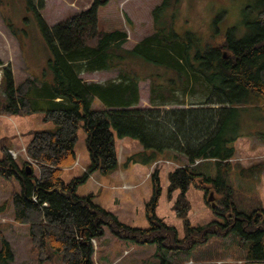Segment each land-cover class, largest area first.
Masks as SVG:
<instances>
[{
  "label": "trees",
  "instance_id": "obj_1",
  "mask_svg": "<svg viewBox=\"0 0 264 264\" xmlns=\"http://www.w3.org/2000/svg\"><path fill=\"white\" fill-rule=\"evenodd\" d=\"M110 1L93 0L90 8L69 15L52 28L38 13L52 55V82L27 79L16 86L11 65L0 59L8 98L0 113L45 112L44 120L56 125L55 130L35 132L25 150L31 163L23 168L15 163L11 150L2 149L6 158L0 162V175L15 177L22 188L12 196L14 220L29 225L32 247L39 249L43 261L50 258V248L62 255L63 264H95L93 241L104 236L105 227L136 244L181 249L185 241H179L174 228L154 215L159 191L150 205L155 220L150 217L149 230L120 223L94 204L92 195H76V186L92 173L116 172L120 165L116 139L133 138L154 156L175 153L187 159V164L168 174L169 198L180 191L174 204L177 217L188 218L191 207L186 192L195 186L204 190L207 205L225 219L224 224L212 222L196 229L188 224L189 232L200 237L199 241L194 237L189 247L209 235H233L246 248L249 261L264 263V211L239 213L237 193L230 183L234 143L241 136V112L264 109V0H249L245 35L237 38L235 29H230L221 43H205L194 32L178 34L174 17L163 13L174 11L182 0H162L152 11L154 32L131 49L124 47L127 32L99 29V9ZM101 72L116 76L105 83L83 78ZM146 80L150 81L152 109L137 107L139 84ZM198 93L204 96L203 101L191 108H158L184 105L183 98ZM96 100L104 110L93 109ZM81 122L91 165L82 179L66 184L61 176L77 162L75 147ZM32 163L38 167L39 177L34 176ZM158 186L155 181L156 189ZM210 190L218 198L217 206L207 201ZM13 261V249L2 238L0 264Z\"/></svg>",
  "mask_w": 264,
  "mask_h": 264
},
{
  "label": "rangeland",
  "instance_id": "obj_2",
  "mask_svg": "<svg viewBox=\"0 0 264 264\" xmlns=\"http://www.w3.org/2000/svg\"><path fill=\"white\" fill-rule=\"evenodd\" d=\"M161 2L112 0L99 9V29L127 32L128 41L124 47L131 49L154 32L152 11ZM92 3L93 0H0V59L6 65H11L16 86L27 79L38 82H52L54 79L49 64L52 55L41 30L38 13L52 28L69 15L87 10ZM248 3L249 0H182L174 11L169 10L163 16L174 17L173 27L180 35L194 32L205 43H221L230 29H235L233 32L237 38L245 35L244 22L245 19L250 20L245 15ZM216 31L219 32L214 38ZM142 70L145 72L146 67ZM2 75L0 69V108L8 101ZM115 76L114 72H101L84 75L83 78L105 83ZM139 89L140 104L137 107L154 108L149 103L150 81L140 82ZM203 97L198 93L183 98L184 105L170 104L158 108L162 111L191 108L203 101ZM93 109L104 110L105 106L96 100ZM45 116V112L10 116L0 113V162L6 158L2 150L5 147L13 148L11 152L16 155L13 156L14 161L20 168L27 162L31 163L25 150L35 132L56 129L52 121L44 120ZM240 130L241 136L234 143L236 154L232 160L234 168L230 183L237 193V211L250 215L256 209L264 211V109L247 108L242 111ZM86 138L81 122L75 147L77 162L73 167L63 170L61 176L66 184L82 179L91 165ZM116 147L120 160L118 170L110 175L92 173L76 186V195H92L94 204L114 215L120 223L139 230H149L152 227L150 217L155 220L150 205L159 191L154 208L155 217L174 228L177 239L185 242L181 249H159L156 245H141L120 239L105 227L104 236L93 241L95 264H264L249 261L246 248L233 235H209L204 242L189 247L194 237L196 241L200 237L189 232L188 224L196 229L212 222L224 224L225 219L207 205L204 190L195 186H190L186 192L191 207L188 218L176 216L174 204L180 191L174 192L172 199L169 198L168 174L187 164L184 156L175 153L154 156L152 151L145 150L140 141L133 138H117ZM32 164L34 176L39 177L38 167ZM155 181L159 183L157 189ZM21 191V184L15 177L0 175V251L2 238H5L14 252L11 264H63L62 255L50 248V258L43 261L39 249L32 247L29 225L14 220L12 196ZM210 195L213 202L208 201ZM217 199L214 192L208 191L207 201L210 204L217 206Z\"/></svg>",
  "mask_w": 264,
  "mask_h": 264
},
{
  "label": "water",
  "instance_id": "obj_3",
  "mask_svg": "<svg viewBox=\"0 0 264 264\" xmlns=\"http://www.w3.org/2000/svg\"><path fill=\"white\" fill-rule=\"evenodd\" d=\"M26 170L30 172V167H29V166H27V167H26ZM208 201H209V202H213L212 195H210V197H209ZM214 206H215V205L213 204V207H214Z\"/></svg>",
  "mask_w": 264,
  "mask_h": 264
},
{
  "label": "built area",
  "instance_id": "obj_4",
  "mask_svg": "<svg viewBox=\"0 0 264 264\" xmlns=\"http://www.w3.org/2000/svg\"><path fill=\"white\" fill-rule=\"evenodd\" d=\"M10 153H11L12 156L16 157V155H15V154L13 155V153H12L11 151H10ZM14 157H13V158H14Z\"/></svg>",
  "mask_w": 264,
  "mask_h": 264
},
{
  "label": "crops",
  "instance_id": "obj_5",
  "mask_svg": "<svg viewBox=\"0 0 264 264\" xmlns=\"http://www.w3.org/2000/svg\"><path fill=\"white\" fill-rule=\"evenodd\" d=\"M3 61V60H2ZM5 62V61H4ZM11 149H13V148H9V150H11ZM119 164H120V160H119Z\"/></svg>",
  "mask_w": 264,
  "mask_h": 264
}]
</instances>
